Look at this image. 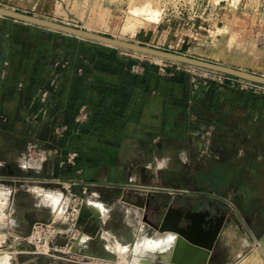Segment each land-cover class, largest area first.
Instances as JSON below:
<instances>
[{
    "label": "rangeland",
    "instance_id": "rangeland-1",
    "mask_svg": "<svg viewBox=\"0 0 264 264\" xmlns=\"http://www.w3.org/2000/svg\"><path fill=\"white\" fill-rule=\"evenodd\" d=\"M0 8L264 77V0H0ZM0 21L11 25L9 33L0 32V40L7 39L10 42L12 38H17L14 30L22 27L51 33L61 37L63 41L66 39L72 41L62 42L63 48L57 45L60 41L52 42L49 47L51 52H48L47 63L43 64L48 67L49 73L43 80H38L37 95L32 99L36 107L34 111L19 114L12 111L13 88L3 87V82H0V127L5 129V132H2L4 138L12 137L10 135L12 132L7 131L12 129L13 119L17 114L22 121L27 120V124L30 121L36 122V127L21 125L17 129L18 135L16 130L13 134V137L20 138L36 136L33 144L35 150H31L30 153L34 155L36 161H39L38 166L35 167L37 174L34 173L35 168L28 162L30 156L28 152L23 161H16L22 169V179L20 184L18 183L21 189H26L25 186H28L26 179L29 177L43 179L47 146L54 148L57 145L58 135L65 137L80 135L82 133L80 126L89 119L86 111H79L74 118V121H77L76 125L69 128L51 127L52 117L57 113L46 111L47 101L49 95L60 86L59 83H62L65 77L68 60L64 57L67 55L79 51L93 52L95 49H98V53L104 48L116 49L124 55L139 57L147 65L152 63L151 65L156 66L159 73L164 76H170L172 71H178L182 75V87L189 86L191 97L194 98L191 101L194 107L187 106L186 111H182L183 127L177 134L192 137L191 147L196 157L189 160L184 153H181L179 165L176 161L161 160L164 162L165 171L167 168L168 170L174 168L175 172L159 177L141 176L126 179L127 171L123 170V184L128 186L126 187L128 190H124L125 194L133 193L136 196L142 191L149 194L147 197L148 200H152L151 204L158 205L161 209V214L156 218L158 222L156 221L154 225L147 223L144 219L145 211L143 223L137 220L140 217L137 213L139 209L134 208L136 213L127 212L125 215L122 206H117L105 223L98 221L93 225L84 224L80 208L86 199L85 195L80 197L74 195L69 206L67 201L66 207H69L68 212L74 214V206H76L75 210L78 213L75 216L76 220L64 211L63 216L56 217V220L52 218L54 221L51 219L47 222H36H54V228L59 231L52 239L50 245L52 249L48 255L34 253V246L24 240L30 235L35 223L21 241L29 246V255L40 257L38 264L48 262L115 264L106 258L108 252L116 254L115 243H128L132 233L137 232L135 227L137 224L141 229L135 235H146L148 236V239L145 236L146 240L150 242L149 238L154 236L155 227L159 225L163 212L169 209L178 211L177 204L184 203L185 199L210 202L223 214L221 221L225 222L215 241L208 264H264V85L187 64L106 46L97 41L2 15ZM229 32H232V35H229ZM135 33L138 34L134 37ZM144 34H147L146 37L149 39L140 37ZM155 35L157 37H154ZM229 39L233 43L231 48L226 46ZM81 41L85 47L79 48L75 42ZM21 51L25 52L23 46ZM35 53L43 62L45 54L38 49L32 53V58ZM94 53L98 55L97 50ZM5 67L3 62L1 75H6ZM24 82L17 83L16 88L25 87ZM3 91L8 94L4 95ZM21 98L24 103L30 101L27 94L20 96V100ZM9 101L11 102L8 103ZM211 120L215 122L211 123ZM70 155L61 162L63 166L72 164L73 157ZM155 165L156 162L153 161L151 166ZM177 171H180V174H177ZM141 186H146L147 189ZM67 190H71L70 187ZM169 202L171 204L167 209L166 205ZM26 208L23 206L21 210L25 211ZM197 213L194 214L195 218L190 219V223H202V211ZM107 214L106 217L104 214L100 218L105 221ZM121 220L131 224L128 231L118 228L123 227ZM108 228L116 230V237L121 242L112 233H107ZM82 235H86V240ZM2 247L4 248L0 240V253ZM85 247L94 257L89 259L85 256ZM5 252L9 255L8 260L6 262L0 260V264H9L10 252L8 250ZM18 255L16 260L20 263Z\"/></svg>",
    "mask_w": 264,
    "mask_h": 264
},
{
    "label": "crops",
    "instance_id": "crops-1",
    "mask_svg": "<svg viewBox=\"0 0 264 264\" xmlns=\"http://www.w3.org/2000/svg\"><path fill=\"white\" fill-rule=\"evenodd\" d=\"M10 26L9 23L0 21V32L9 33ZM17 28L14 30L17 38H12L10 42L7 39L0 40V71L3 62L7 70L6 75H1L0 72V82H3V87L13 88L12 111L19 114L36 109L32 99L37 95L38 80L48 76L49 69L43 64L47 63L52 42L60 41L57 44L59 46L63 44L62 42L72 41L69 39L63 41L61 37L35 29ZM138 33H135L134 37ZM146 35L140 37L147 40L149 37ZM229 35H232V32H229ZM231 42L229 39L226 46L231 48L233 46ZM21 43L24 45H20ZM75 44H78L79 48L85 47L82 41ZM21 46L24 47V53ZM62 46L60 48H63ZM38 49L45 54L43 62L37 53L32 58V53ZM96 50L98 55L94 53ZM100 50L101 53L95 49L93 52L79 51L64 57L68 60L65 77L62 83H59L60 86L49 95L47 101L46 111L57 113L52 117L51 127L69 128L76 125L77 121H74V118L79 111H86L89 119L80 126L82 128L80 135L68 137L58 135L57 145L54 148L47 146L43 179L27 178L26 189H21V185H18L22 179V169L16 161H23L27 152L30 155L28 162L33 168L38 166L39 161L30 153L31 150H35L33 144L36 136L20 138L13 137V134L21 125L36 127V122L30 121L27 124V120L22 121L17 114L13 119L12 129L7 131L12 132L10 133L12 137L7 139L2 133L5 129L0 127V240L4 246L0 260L4 262L8 260L9 255L5 252L8 250L9 264H38L40 257L29 255V246L21 241L28 235L34 223L47 222L52 218L56 220V217L63 216L67 201L69 206L74 195L77 197L85 195L86 199L80 208L84 224L93 225L98 221L105 223L117 206H122L125 215L127 212L136 213L135 209H139L142 213L137 212L140 214L137 220L144 223L143 212L146 209L132 203L140 205L150 200L148 203L151 204L152 200H148L149 194H145L144 191L136 196L133 193L125 194L124 190L128 186L123 184V170L127 171L126 179L141 176L159 177L175 172L174 168L169 170L167 168L165 171L164 162L161 160L176 161L179 165L181 153L189 160L196 157L191 147L192 137L177 134L183 127L182 111L185 112L187 106L194 107L191 103L194 98L191 97L189 86L182 87V75L178 71H172L170 76H164L159 73L156 66L151 65L152 63L145 64L139 57L124 55L116 49ZM20 81H25V87L18 89L16 85ZM6 94L4 92V95ZM24 94L30 99L28 103L27 101L24 103L22 98L20 100V96ZM212 122L215 121L211 120ZM69 154L73 157L72 164L63 166L61 162ZM153 161L156 162L155 166H151ZM177 174H180V171H177ZM68 186L71 190L66 189ZM141 187L147 189L146 186ZM170 204L169 202L166 205L167 209ZM94 205L103 209L105 217L108 213L105 221L100 218L101 215ZM23 206L27 207L25 211L21 210ZM75 207L74 214L69 213L74 217L73 220H76L75 216L78 214ZM156 218L158 217H154L155 221ZM121 223L123 227L118 228L122 231L131 226L128 221L121 220ZM135 227L137 232L132 233L128 242L141 229L139 224ZM108 231L107 233L117 236L116 230ZM83 237L86 240V235H82ZM146 237L148 239V236ZM117 239L121 242L119 238ZM16 255L20 263L16 260Z\"/></svg>",
    "mask_w": 264,
    "mask_h": 264
},
{
    "label": "water",
    "instance_id": "water-1",
    "mask_svg": "<svg viewBox=\"0 0 264 264\" xmlns=\"http://www.w3.org/2000/svg\"><path fill=\"white\" fill-rule=\"evenodd\" d=\"M0 15L26 23L38 25L41 27L57 30L76 37L85 38L97 41L102 44L115 46L116 48H121L173 62H178L181 64H187L190 66L199 67L202 69H207L210 71L236 77L252 83L264 85V77L235 70L230 67L212 64L209 62L192 59L186 56H180L174 53L151 49L148 47L121 42L114 38L104 37L87 31H82L79 29L64 26L59 23H54L51 21L6 10L4 8H0ZM132 204L140 208H145L147 202L140 205H138L137 203ZM180 216L181 214L178 211L169 209L165 213L159 225L155 227L156 231L158 232L172 231L177 234L176 245L173 247L171 253V262L175 264H208L215 241L222 228V221L219 225L216 226L214 231L210 233H204L202 230L201 222L197 224L191 222V224L187 226L186 229L179 228L178 223L180 221ZM74 244H76V242H74Z\"/></svg>",
    "mask_w": 264,
    "mask_h": 264
},
{
    "label": "bare ground",
    "instance_id": "bare-ground-1",
    "mask_svg": "<svg viewBox=\"0 0 264 264\" xmlns=\"http://www.w3.org/2000/svg\"><path fill=\"white\" fill-rule=\"evenodd\" d=\"M130 44L137 45L134 43ZM106 46L115 47L111 45ZM94 207L101 216L104 215L103 209L100 206L94 205ZM156 232L150 242L146 240L143 234H138L134 235V238L126 244L115 243L114 245L117 248L116 254L108 252L106 258L109 261L112 260L115 264H175L171 262V253L173 247L176 245L177 234L172 231ZM84 252L87 258L94 257L93 253L88 251L86 247ZM4 257L6 258L7 255L5 254Z\"/></svg>",
    "mask_w": 264,
    "mask_h": 264
},
{
    "label": "flooded vegetation",
    "instance_id": "flooded-vegetation-1",
    "mask_svg": "<svg viewBox=\"0 0 264 264\" xmlns=\"http://www.w3.org/2000/svg\"><path fill=\"white\" fill-rule=\"evenodd\" d=\"M148 202L145 207L146 213L144 219L147 220L150 224L154 225L156 222L154 217H158L161 214V209L158 205L153 206ZM204 204L207 206H205ZM203 205L204 207H202ZM176 207L178 212L181 214L178 227L183 229H186V227L191 224L190 219L195 218L194 214H196L198 211H202V230L204 233L212 232L216 228L218 222H220L223 218V214L219 211V209L214 207V205H212L210 202H196L195 200L185 199L184 203H179ZM165 213L166 211L163 212V214ZM224 222L225 221H222L223 225ZM149 239H151V237Z\"/></svg>",
    "mask_w": 264,
    "mask_h": 264
},
{
    "label": "built area",
    "instance_id": "built-area-1",
    "mask_svg": "<svg viewBox=\"0 0 264 264\" xmlns=\"http://www.w3.org/2000/svg\"><path fill=\"white\" fill-rule=\"evenodd\" d=\"M66 189H69V186ZM65 213H68V214L70 213L68 212V206L65 208ZM54 224H55L54 222H50V223H35L33 225L30 235L24 240L27 243L34 246L35 248L34 253H37V254L41 253V254H46V255L50 253L52 249L50 247L52 243V239L54 238L56 234L59 233V231H57L54 228L53 226Z\"/></svg>",
    "mask_w": 264,
    "mask_h": 264
}]
</instances>
